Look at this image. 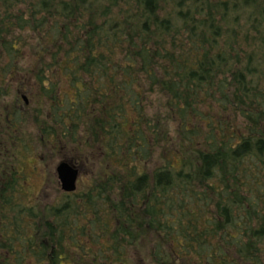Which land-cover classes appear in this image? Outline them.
<instances>
[{"label": "trees", "instance_id": "16d2710c", "mask_svg": "<svg viewBox=\"0 0 264 264\" xmlns=\"http://www.w3.org/2000/svg\"><path fill=\"white\" fill-rule=\"evenodd\" d=\"M0 170V264H264V0H0Z\"/></svg>", "mask_w": 264, "mask_h": 264}, {"label": "flooded vegetation", "instance_id": "af4514ba", "mask_svg": "<svg viewBox=\"0 0 264 264\" xmlns=\"http://www.w3.org/2000/svg\"><path fill=\"white\" fill-rule=\"evenodd\" d=\"M23 101L26 104L27 100L25 98L24 95H22ZM6 105H4L5 107ZM7 107V106H6ZM22 110V106L20 107ZM41 161V162H40ZM40 161L38 162V168L35 167V165L32 168V172H33V176L29 177V182L28 183H24L25 189L28 192H39V193H43L44 197H49L47 194H45L46 192H54V191H61V185L58 181V177H57V172H56V165H52L50 166V161L46 160V159H40ZM35 176H37V182L35 183ZM25 179V177H23ZM52 180H54V184L50 183ZM3 179H2V170H0V190L3 189ZM65 193V192H63ZM27 203H33V201H28ZM2 234L0 233V239H2ZM0 255H3V250L0 249ZM12 256V255H11ZM3 260L0 261V263ZM13 263V262H12ZM28 264H35L34 261H29ZM59 264H66L62 259L60 261Z\"/></svg>", "mask_w": 264, "mask_h": 264}, {"label": "water", "instance_id": "95a60500", "mask_svg": "<svg viewBox=\"0 0 264 264\" xmlns=\"http://www.w3.org/2000/svg\"><path fill=\"white\" fill-rule=\"evenodd\" d=\"M61 188L65 192H73L76 188L78 170L66 162H61L56 168Z\"/></svg>", "mask_w": 264, "mask_h": 264}, {"label": "rangeland", "instance_id": "374dc122", "mask_svg": "<svg viewBox=\"0 0 264 264\" xmlns=\"http://www.w3.org/2000/svg\"><path fill=\"white\" fill-rule=\"evenodd\" d=\"M52 165H56V160H54V161L50 160V166H52ZM80 180H82L84 182L86 180V174L83 173V175H82V173H81ZM35 182H37V176H36Z\"/></svg>", "mask_w": 264, "mask_h": 264}]
</instances>
